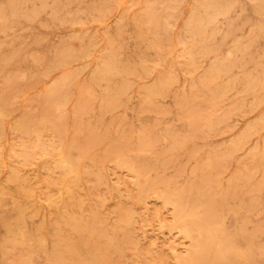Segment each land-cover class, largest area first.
I'll return each instance as SVG.
<instances>
[{
	"label": "rangeland",
	"instance_id": "rangeland-1",
	"mask_svg": "<svg viewBox=\"0 0 264 264\" xmlns=\"http://www.w3.org/2000/svg\"><path fill=\"white\" fill-rule=\"evenodd\" d=\"M0 264H264V0H0Z\"/></svg>",
	"mask_w": 264,
	"mask_h": 264
},
{
	"label": "bare ground",
	"instance_id": "bare-ground-1",
	"mask_svg": "<svg viewBox=\"0 0 264 264\" xmlns=\"http://www.w3.org/2000/svg\"><path fill=\"white\" fill-rule=\"evenodd\" d=\"M262 26V25H261ZM193 27V26H192ZM184 85V84H183ZM210 107V106H209ZM41 134V133H40ZM21 135V134H20ZM56 135V134H55ZM67 158V157H66ZM71 165V164H70ZM34 166V165H33ZM71 167V166H70ZM149 171V170H148ZM172 200V199H171ZM169 202V201H168ZM172 204H174V203H172ZM174 213V212H173ZM181 214V213H180ZM172 220H174V219H172ZM187 232V231H186ZM185 235V234H184ZM198 235H199V233H198ZM187 236L189 237V238H191V236L189 235V234H187ZM193 238V237H192ZM191 238V239H192ZM195 238V237H194ZM190 241V240H189ZM137 242V241H136ZM191 242V241H190ZM138 244V243H137ZM196 245V244H195ZM194 245V246H195ZM189 247H190V245H188Z\"/></svg>",
	"mask_w": 264,
	"mask_h": 264
}]
</instances>
